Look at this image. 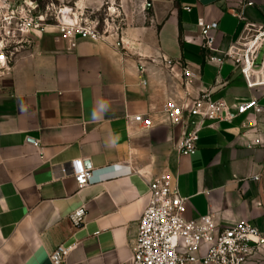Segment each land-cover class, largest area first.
<instances>
[{"label":"crops","instance_id":"crops-1","mask_svg":"<svg viewBox=\"0 0 264 264\" xmlns=\"http://www.w3.org/2000/svg\"><path fill=\"white\" fill-rule=\"evenodd\" d=\"M66 2L76 16L120 6L121 30L75 48L55 29L31 32L0 70V264H52L62 245L73 246L63 264H131L149 185L164 174L188 199L187 219L263 229L264 115L208 123L195 154L183 156L184 127L162 111L202 93L229 106L251 98L225 54L264 27V0ZM183 69L196 75L186 87ZM137 115L153 127L131 122ZM75 161L93 172L82 190ZM82 206L86 221L72 234L68 217Z\"/></svg>","mask_w":264,"mask_h":264},{"label":"built area","instance_id":"built-area-1","mask_svg":"<svg viewBox=\"0 0 264 264\" xmlns=\"http://www.w3.org/2000/svg\"><path fill=\"white\" fill-rule=\"evenodd\" d=\"M75 14L66 0H23L20 4L18 0H0V16L8 26L0 28V31L5 30L10 36V41L0 39V70H8L19 51L15 43L20 46L27 43L31 32L55 29L59 38L75 48L79 39L102 41L121 30L120 6L109 8L102 17L92 12ZM199 27L210 31L217 29L218 25H206L200 21ZM225 59L233 62L252 96L232 106L222 99H212L210 93H202L184 104L166 103L162 112L169 124L184 127V134L176 146L180 155L195 154L200 133L208 123H233L247 115H264V27L247 31L228 49ZM166 64L175 66L171 61H166ZM182 71L186 87L192 84L196 75L187 69ZM130 120L143 130L153 127L150 117L137 115ZM34 146L38 148V143ZM73 165L79 190L94 183L92 170L85 168L82 161H75ZM148 196L149 205L141 215L131 244V264H250L255 252L264 248V228L259 229L250 222L220 229L210 216L187 219L188 199L179 195L169 175L164 174L150 183ZM86 217L84 206L69 215L72 234L81 229ZM72 250L73 246L57 247L50 257L52 264H63Z\"/></svg>","mask_w":264,"mask_h":264},{"label":"rangeland","instance_id":"rangeland-1","mask_svg":"<svg viewBox=\"0 0 264 264\" xmlns=\"http://www.w3.org/2000/svg\"><path fill=\"white\" fill-rule=\"evenodd\" d=\"M19 1V4L20 2L22 3L23 0H18ZM39 2H41L42 0H38ZM17 2V0H16ZM7 13V11H5ZM6 15V14H5ZM3 27H8L6 24H4L2 22V15L0 16V28L2 29ZM10 36H8V32L5 31V30H1L0 31V39L2 40H6V41H10L9 38ZM2 49V52L5 54V50L4 48H1ZM2 53H0V56H1ZM4 71H7L5 69H2ZM261 187H262V192H261V197H262V200L264 202V174H263V177H262V180H261ZM250 264H264V248L262 249H259L255 252V254L253 255L251 261H250Z\"/></svg>","mask_w":264,"mask_h":264},{"label":"water","instance_id":"water-1","mask_svg":"<svg viewBox=\"0 0 264 264\" xmlns=\"http://www.w3.org/2000/svg\"><path fill=\"white\" fill-rule=\"evenodd\" d=\"M85 166H86V168H87V169H89V168H90V165H89V164H86Z\"/></svg>","mask_w":264,"mask_h":264}]
</instances>
